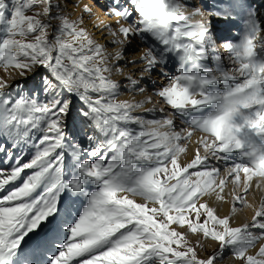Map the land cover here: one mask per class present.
Listing matches in <instances>:
<instances>
[{"label": "snow or ice", "instance_id": "1", "mask_svg": "<svg viewBox=\"0 0 264 264\" xmlns=\"http://www.w3.org/2000/svg\"><path fill=\"white\" fill-rule=\"evenodd\" d=\"M63 2L0 0V69L19 77L0 75V264H264V199H248L264 187L252 0H104L112 23L84 3L95 31ZM153 76L166 83L137 102Z\"/></svg>", "mask_w": 264, "mask_h": 264}, {"label": "rangeland", "instance_id": "2", "mask_svg": "<svg viewBox=\"0 0 264 264\" xmlns=\"http://www.w3.org/2000/svg\"><path fill=\"white\" fill-rule=\"evenodd\" d=\"M84 3H87V4H89L90 6H92V8H93V12H94L96 15L100 16V18H101V20H102L103 22L105 21V20H103L105 17H104V15H103V11L101 10V7L99 6V4H93V3H92V0H83V2H81V0H74L73 2H71V3H69V4L67 5L66 11H67V13L70 14V18H71V19H76V20H78L79 17H80L81 15H83V16H84L85 23H86V25H87L88 28H89V31H95V30L92 29V27H91L92 23L94 22V17H93L92 19H89L88 15H87L86 13H82V8H83V4H84ZM99 3H101V0H99ZM77 4L80 5L79 8L76 7ZM61 6L64 7V2H63V0H61ZM27 14H28V15H32L33 13H32V12H28ZM107 20H108V19H107ZM108 21H109V20H108ZM5 36H6V33H4L3 31H0V39H3ZM102 42H103V43H109V41H106V42L102 41ZM136 45H137V44H136ZM139 47H140V46H138V48H139ZM109 51H112L111 48L109 49ZM136 54H137V52H136ZM0 75H2L3 77H5V78L7 79V81H10V80L14 79L15 77H17L14 73L11 74V75H9L8 73H5V72L3 71V69H0ZM118 79H119V78H118ZM164 83H166V82H164ZM164 83H163V84H164ZM160 85H161V84H160ZM160 85H155V86H154L155 88L153 89V91H155L156 88H158ZM124 91H125V90H124ZM124 91H123V92H124ZM15 92H16V89L13 88V89L11 90L12 95H14ZM149 95H150V94H149ZM40 98H41V100L43 99V95H42V94H41V97H40ZM155 98H156V99L153 100V103L156 104L157 109H159V107L161 106V105H159V104L157 103V101L159 100V98H158V97H155ZM152 106H153V105H151L150 108H151ZM193 139L196 140V139H197V136L194 135ZM30 150H31V151H34V150H32V149H30ZM190 156H191V154H189V153H188L187 155H185V156H182V157H181V161H182V162H186V161L190 158ZM238 159H240V158L237 157V160H238ZM91 187H92V189L94 190V186H91ZM230 189H231V185H229V189L226 190V191H229V203L224 204V207L219 208V214H220V215L231 214V193H230ZM258 190H259V191H258ZM260 192H261V194H260ZM248 199H249V203L252 204L253 207H257V206L259 205L261 199H264V187H262V188H260V189H257V188H255V187H253L251 193L249 194ZM210 203H211V205H212L213 207H216V206H217V202H215L214 199L211 200ZM252 214H253V209H252V208H244V209L242 210V212L237 213V215L240 216V219H244V218L250 217ZM207 251H208V252H211V251H212V246H211V245H208V246H207ZM205 254H206V253H204V252L201 253V255H205ZM226 259H227V258H226Z\"/></svg>", "mask_w": 264, "mask_h": 264}, {"label": "bare ground", "instance_id": "3", "mask_svg": "<svg viewBox=\"0 0 264 264\" xmlns=\"http://www.w3.org/2000/svg\"><path fill=\"white\" fill-rule=\"evenodd\" d=\"M74 0H71V2H73ZM200 2H201V4H202V6L206 9V10H211V9H213V8H215V7H219L220 5H219V0H200ZM104 3V0H101V3H98L99 4V6L100 5H102ZM252 3H253V6L254 7H256L258 10H259V12H260V14H261V16H264V0H252ZM102 10V9H101ZM105 17V16H104ZM103 20H105L103 23H112V21H108L107 20V18L105 17ZM237 27H239V25H237ZM233 34H235V33H233ZM107 40H105L104 42H106ZM133 48H135V52H132V51H129L128 53H127V56L129 57V58H132V57H134V56H137L141 51H142V48L141 47H139L138 48V45H136V44H133ZM111 50H113L112 48H111ZM136 52H137V54H136ZM218 52H220L221 54H222V56L224 57L225 56V58H224V66L225 67H227V68H231L233 65L231 64V62L230 61H228L227 60V53L225 52V51H223L222 49H218ZM123 64H124V62L123 61H121V66H123ZM214 66V65H213ZM177 67V64H176V62H175V60H172L170 63H169V65H168V68L171 70V74H173V75H175L176 73H175V68ZM17 79H19V77H15L14 79H12V80H10V81H8L9 83H14V81L15 80H17ZM119 79H122V78H119ZM164 82H166V80L163 78V77H160V76H153L152 77V79L151 80H149L148 81V83H147V85H146V87H147V89H148V91H147V93H145V94H139V93H137L136 94V96H135V99H136V101L138 102V101H140V100H142V99H145L146 98V96H148L149 94L151 95L152 94V92H154L153 91V89L155 88L154 86L155 85H160V84H163ZM122 88H123V86H122ZM125 91L123 92V95L121 96V99H128V100H131L132 99V96H131V94H129L128 92H127V89L125 88L124 89ZM156 98L155 97H153V100H155ZM43 100V99H42ZM152 104H149V105H146V107H148V108H150V106H151ZM143 111V110H142ZM157 115H159V112L157 111ZM195 139H193L192 140V142H190L189 143V154H192L193 152H194V150H195ZM24 151L25 152H31V150L30 149H28V148H25L24 149ZM30 158V155H27V156H24V160L26 161V160H28ZM239 160V159H238ZM213 163H216V164H219L222 168H223V164H224V162H221V161H213ZM26 171H30V170H26ZM259 191V190H258ZM3 193H0V195H2ZM260 194H261V192H260ZM223 207H224V205H223Z\"/></svg>", "mask_w": 264, "mask_h": 264}]
</instances>
